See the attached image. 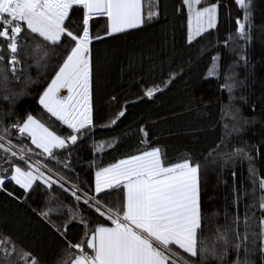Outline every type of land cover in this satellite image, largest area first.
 <instances>
[{"label":"snow or ice","instance_id":"obj_1","mask_svg":"<svg viewBox=\"0 0 264 264\" xmlns=\"http://www.w3.org/2000/svg\"><path fill=\"white\" fill-rule=\"evenodd\" d=\"M234 3L242 19L236 18L235 32L229 31L217 46L235 59H225L222 65L217 51L205 76L218 82L222 78L219 91L227 95L215 114H207L213 129L219 128L212 144L199 153L177 152L170 160L164 148L150 145L149 132L139 127L143 147L104 165L97 163V154L119 151L122 138L97 142L93 134L97 127H118L127 104L104 122L94 119L93 44L151 27L161 18L162 0H0V101L8 108L3 115L12 117L19 98L44 80L37 102L48 117L28 113L14 122L0 117V193L23 204L45 192L43 206L37 204L32 211L64 241L60 264H264V176L258 175L252 153L233 143L251 123L236 104L237 99L247 103L243 92L236 95L246 85V77L239 79L236 69L249 64L239 45L252 42L253 4ZM219 8V0H181L177 12L186 15L187 45L195 47L217 30ZM204 52L200 48L197 59ZM193 62L190 58L189 64ZM133 64L130 58L129 67ZM33 68L35 78L29 72ZM183 73V67L170 71L166 80L146 87L143 97L152 100ZM111 100L118 102L116 96ZM197 115L203 119L206 113ZM90 140L92 180L82 179L84 169L76 171L72 160ZM245 160L251 191L242 182L236 185L233 169L231 207L221 223L219 211L205 208L203 188L210 171ZM9 183L16 191L7 189ZM53 186L74 203L58 199ZM54 215L64 219L56 223ZM69 224L82 226L83 235L75 243L67 237ZM0 264L42 261L0 233Z\"/></svg>","mask_w":264,"mask_h":264},{"label":"trees","instance_id":"obj_2","mask_svg":"<svg viewBox=\"0 0 264 264\" xmlns=\"http://www.w3.org/2000/svg\"><path fill=\"white\" fill-rule=\"evenodd\" d=\"M180 1L162 0L160 20L145 30L131 29L94 42V119L98 123L104 122L122 105L127 104L126 117L121 119L118 127L114 130L97 127L93 134V139L97 142H104L112 137H121L123 141L119 151L106 150L102 155L97 154L98 164L107 165L116 158H124L135 153L138 147H143L139 144L142 138V134L138 132L139 127H144L149 132L150 145L164 148L170 160L175 159L177 152L184 150L199 153L212 144L219 134V128L213 129L211 116L207 114H215L220 108L219 101L226 102L227 95L219 91L222 78L218 82L212 78L205 79V76L211 66V57L217 51L221 54L222 65L225 59H235V55L222 45L217 46V41H223L229 31L235 32V21L237 17L242 19V10L234 0H219L217 30L205 34V38H201L200 43L192 47L185 40L186 15L181 16L177 12ZM252 4L253 39L247 46L242 42L239 45L245 48L249 64L247 69H236L239 79L246 77L245 87L238 90L236 95L238 97L243 92L247 99V103L237 99L236 104L251 123L244 126L238 138H233V143L246 147L252 153L258 175L264 176V0H252ZM200 48H204L205 52L197 59ZM130 58L134 62L132 68L129 67ZM190 58L194 61L191 64ZM181 67L184 69L182 78L157 93L152 100L143 97L146 87L160 84L161 80L168 78L170 71H179ZM29 72L35 78L36 69H30ZM46 82L42 80L19 98L12 117H4L8 108L5 102L0 101V117L5 122H14L31 113L47 120V114L37 102L38 93L46 86ZM112 96H116L118 102H113ZM199 112L206 113L203 119L198 117ZM91 144V140L83 144L72 157L76 171L84 169L80 172L82 179H93V170L88 167L92 158ZM247 168L246 160L242 165L240 161L235 164L229 162L222 171H210L208 175L202 199L206 209L220 212L221 223L224 211L231 207L233 169L237 174L236 185L242 182L251 191ZM6 187L9 191H16L13 184L9 183ZM53 194L69 205L74 203L67 193L56 186H53ZM45 195L42 191L22 204L0 193V233L11 236L18 245L22 244L33 251L42 264H60L64 257V241L32 211V207L37 204L43 206ZM111 202L115 204V198ZM243 211L242 202L241 215ZM52 219L60 223L64 217L54 215ZM82 235V226L68 225L67 237L71 242L79 241Z\"/></svg>","mask_w":264,"mask_h":264},{"label":"rangeland","instance_id":"obj_3","mask_svg":"<svg viewBox=\"0 0 264 264\" xmlns=\"http://www.w3.org/2000/svg\"><path fill=\"white\" fill-rule=\"evenodd\" d=\"M180 5H181V1H180Z\"/></svg>","mask_w":264,"mask_h":264},{"label":"crops","instance_id":"obj_4","mask_svg":"<svg viewBox=\"0 0 264 264\" xmlns=\"http://www.w3.org/2000/svg\"><path fill=\"white\" fill-rule=\"evenodd\" d=\"M63 94H66V93H63Z\"/></svg>","mask_w":264,"mask_h":264}]
</instances>
